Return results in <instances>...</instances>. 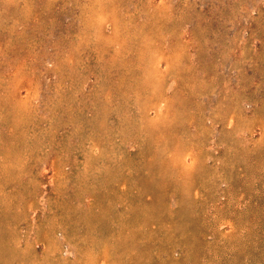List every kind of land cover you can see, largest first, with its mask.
Returning a JSON list of instances; mask_svg holds the SVG:
<instances>
[{"label":"rangeland","instance_id":"374dc122","mask_svg":"<svg viewBox=\"0 0 264 264\" xmlns=\"http://www.w3.org/2000/svg\"><path fill=\"white\" fill-rule=\"evenodd\" d=\"M0 264H264V0H0Z\"/></svg>","mask_w":264,"mask_h":264}]
</instances>
